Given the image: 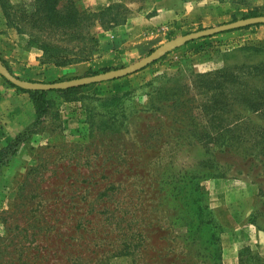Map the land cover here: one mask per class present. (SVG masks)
<instances>
[{
    "label": "rangeland",
    "instance_id": "374dc122",
    "mask_svg": "<svg viewBox=\"0 0 264 264\" xmlns=\"http://www.w3.org/2000/svg\"><path fill=\"white\" fill-rule=\"evenodd\" d=\"M145 1L0 0V35L25 37L47 56L94 50L92 61L102 31L118 33ZM186 1L196 22L181 21L106 68L251 11L264 14V0ZM254 27L187 42L121 85L50 92L35 134L0 169V264H264V242L240 244L236 226L241 214L238 223L255 224L264 239V39ZM200 51L215 53L209 67L199 65ZM14 76L50 83L83 75ZM12 139L0 137V149ZM240 181L253 185V200Z\"/></svg>",
    "mask_w": 264,
    "mask_h": 264
},
{
    "label": "crops",
    "instance_id": "0c3cea01",
    "mask_svg": "<svg viewBox=\"0 0 264 264\" xmlns=\"http://www.w3.org/2000/svg\"><path fill=\"white\" fill-rule=\"evenodd\" d=\"M136 5L131 3L130 7L134 8ZM136 7H138L137 10L132 11L127 21L117 27L118 33L102 31L104 38L100 39V54L98 58L90 62H80L67 66H54L42 63V51L35 47L28 48L27 38L18 37L15 39L3 35H0V58L6 62L12 74L17 76L32 74L54 80L66 76L83 75L88 69L96 70L115 66L116 61L120 59V55L123 53L131 55L145 50L153 42L159 41L165 34H168L170 29L179 26L181 21L184 23L196 22L200 17L199 12L196 11V6H188L186 0H146ZM223 7L225 8V5ZM224 8H220L217 14H222ZM217 19L220 18L217 17ZM254 30L258 32L259 39H264V24L254 27ZM233 36L232 31H227L219 33V38L217 39H232ZM113 41H115L114 44ZM109 42L110 46H108ZM219 48L220 50L222 49L219 46H215V49ZM210 54L215 53L213 51L206 53L200 51L198 56H202V58H199V65L209 67L212 62ZM206 70H209V68L204 69V71ZM137 74L138 72L126 77L137 79L138 77L135 76ZM110 83L117 86L125 82L122 79H118ZM33 116L34 110L29 95L16 91L7 85L0 76V137L3 136L6 139L14 138L24 130ZM240 182L244 183V188L249 189L252 196L254 193L253 185ZM244 198L242 197V199ZM253 198L254 195L252 200ZM241 219H244V216L240 214L237 221L239 222ZM238 222L236 226L240 228L241 234L238 239L240 244L245 242L262 244L264 242L255 224L242 222L239 224ZM247 234L251 236L249 237Z\"/></svg>",
    "mask_w": 264,
    "mask_h": 264
},
{
    "label": "water",
    "instance_id": "95a60500",
    "mask_svg": "<svg viewBox=\"0 0 264 264\" xmlns=\"http://www.w3.org/2000/svg\"><path fill=\"white\" fill-rule=\"evenodd\" d=\"M256 24H264V15H258L253 17L241 18L236 21L220 24L210 28L202 29L199 31L187 33L178 37H175L164 44L160 45L148 55L140 58L139 60L133 62L130 65L121 67L118 69L108 70L102 73L89 76H81L78 78H73L70 80L59 81V82H33L21 80L11 74L6 67H4L0 62V76L12 85L27 91H51V90H63L68 88L81 87L93 83L111 81L119 78L126 77L133 73H136L149 64L155 62L159 58L163 57L166 53L186 44L187 42L209 37L222 32H227L230 30L244 28L246 26H252Z\"/></svg>",
    "mask_w": 264,
    "mask_h": 264
},
{
    "label": "trees",
    "instance_id": "16d2710c",
    "mask_svg": "<svg viewBox=\"0 0 264 264\" xmlns=\"http://www.w3.org/2000/svg\"><path fill=\"white\" fill-rule=\"evenodd\" d=\"M51 9H52V7L50 6L49 11ZM100 13H98V14H100ZM76 14H78V13L76 12ZM258 15H264V14H259V13H255V12L251 11L247 15H243L242 18L253 17V16H258ZM50 17H52L51 14L48 18H50ZM75 19L73 18V21H75ZM102 24H100V26H103ZM109 24L113 25L115 23L111 21ZM259 25L260 24H256L253 26H259ZM249 27H251V26H246L245 28H249ZM240 29H242V28H240ZM230 31H234V30H230ZM230 31H228V32H230ZM91 40L94 41V39H92V38H91ZM95 42H97L96 39H95ZM35 48L42 51V63H46V64H50V65H54V66H67V65H71V64L80 63V62H88L92 59L93 51H94V50L91 51L90 53H92V54H87V56L78 55L77 57H75L73 59H70V58L68 59V58H65L64 56H56L53 54H52V56H47V53H46L47 51L45 50V47H43V46L37 45V46H35ZM46 57H48V58H46ZM0 62L11 73L6 62L4 60H2L1 58H0ZM107 70H108V68H101L98 70L88 69L83 74V76L95 75V74H98L101 72H105ZM213 74H216V72H213V73L210 72L208 74H203L202 77H210V76H213ZM2 79L4 80V82L7 85L14 88L16 91L27 93L29 95L30 100H31L32 105H33L34 120L22 132L17 134L6 146H4L0 149V169L3 167L4 164H7V162L9 161V159L11 157H13L17 153L20 145L29 141L31 136L33 134H35L36 127L41 123L42 118L49 112L51 103H50V98L48 97V94L50 92L61 93V94H70V93H73L75 91L80 90L83 87V86H81V87L69 88L67 90L27 91V90H22L20 88H17L16 86H14L11 83H9L8 81H6L4 78H2ZM53 82H56V81H53ZM43 83H46V82H43ZM211 86H214V88L219 91L218 84H214L213 82L210 81V82H208V87L211 88ZM262 94L264 95V93H262ZM255 103L256 102H251V104L249 105V107L252 111H257L260 108V106L255 105ZM263 108H264V105H263Z\"/></svg>",
    "mask_w": 264,
    "mask_h": 264
}]
</instances>
